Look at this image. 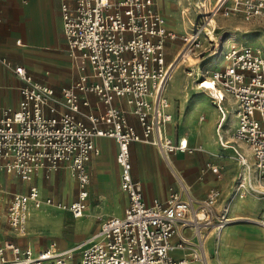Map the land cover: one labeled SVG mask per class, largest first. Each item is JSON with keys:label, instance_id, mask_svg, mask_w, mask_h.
Instances as JSON below:
<instances>
[{"label": "built area", "instance_id": "1", "mask_svg": "<svg viewBox=\"0 0 264 264\" xmlns=\"http://www.w3.org/2000/svg\"><path fill=\"white\" fill-rule=\"evenodd\" d=\"M60 11L77 78L58 96L22 66L12 67L0 58V64L23 83L17 107L0 106V214L17 236L26 233L30 206L55 207L75 219L84 215L90 181L86 165L98 154V138L114 142L120 188L128 204L122 216L101 220L88 239L66 251L58 250L54 242L34 250L5 240L0 243V264H207L204 240L210 233L218 238L230 222L226 208L215 211L219 190L211 188L196 201L182 198L181 188L170 190L163 200L146 203L141 184L131 175L132 143L153 146L167 165L172 154L196 151L185 138L173 141L165 131L172 120L165 96L172 66L166 61V45L175 41L176 34L167 29L157 1L60 0ZM210 12L213 17L237 15L251 21L264 18V0H215ZM203 33L180 35L182 48L176 58L198 49ZM223 57V67L197 76L194 91L208 97L218 112L216 137L223 148L226 144L219 132L227 119L225 105H234L236 127L231 136L246 145L249 156L233 149L243 167L233 196L264 200V53L230 45ZM90 95L96 97L95 108H90ZM129 115L135 117L139 132L128 122ZM63 167L78 188L77 199L70 204L42 198L35 185L24 193L1 185L6 177L30 184L38 173L48 180ZM208 169L218 173L216 166ZM184 229L191 230L192 238L183 234ZM175 250H183L184 255L174 259Z\"/></svg>", "mask_w": 264, "mask_h": 264}, {"label": "crops", "instance_id": "2", "mask_svg": "<svg viewBox=\"0 0 264 264\" xmlns=\"http://www.w3.org/2000/svg\"><path fill=\"white\" fill-rule=\"evenodd\" d=\"M0 58L7 60L12 67L22 66L34 81L53 88L57 96L61 88L70 86L76 80L77 72L69 59L67 44L63 36L60 0H0ZM22 85L23 83L11 71L0 64V106L16 108L19 101V88ZM166 98L170 105L169 112L172 115V120L165 126L166 134L173 141L185 138L187 144L190 147L196 148V151L186 154H172L169 156V164L167 165L157 149L153 146L143 143H132L129 147L131 175L134 180L141 184L144 201L150 203L154 199L163 200L167 198L170 190L177 191L181 188L185 190L181 194L182 198L189 197L197 201L202 200L209 189L216 188L219 190L220 187L222 190V194H220L223 198L221 200L219 199L220 204L218 207L220 208L218 209L217 206L214 208L216 213H219L223 208H226L228 211L229 207L222 206L226 198L225 194L227 189L225 186H227V180L223 179L218 181L214 179L215 174L208 167H219V162H209L208 157L203 153L202 149V143L206 144L207 147H212V145H210L209 141L203 140V137H200V139L193 138L191 140L185 131L181 132L177 128L173 101L167 96ZM89 100L91 102L90 108H95L96 97L90 95ZM97 107L103 109L102 106ZM195 108V111L200 108H208L213 114L208 127H205V132L208 130L210 132L213 131L217 142L216 125L219 118L218 112L210 105L202 106L200 104ZM201 117L204 118L203 116ZM128 122L137 132L140 131L135 117L129 115ZM222 126L224 128L223 124ZM219 134L220 136L222 134L221 137H223L224 129ZM226 142L225 140L223 141V143ZM95 145L98 149V154L92 155L86 165L90 178L87 186L88 196L84 212L86 216L84 217L83 215L81 218L73 219L75 221H82L92 214L94 217H98L97 221H95L96 218H93L81 233H77L78 231L76 232L73 229L70 240L62 239L60 243L56 240H51L48 244L42 245L33 238L37 234L60 235L63 230V221L67 218L66 213L70 214L69 212L43 205L41 207H44L42 213L49 214L55 218L53 226L48 231H41L31 229L26 223V233L22 236H17L9 230L1 212L0 243L10 239L20 246H29L34 250H41L47 248L54 242L58 250L66 251L80 245L88 239L98 229L101 220L112 216L120 217L123 215L128 204V198L127 194L120 188V169L115 161L114 142L109 138H98L95 140ZM230 149L234 153L233 149L236 150L237 148L233 146ZM67 173H69V176L72 177L76 185V194L74 199H72V195L64 201H59L63 204L74 202L77 199L78 192L77 184L73 176L69 171ZM59 174L60 170L53 173L48 180H45L38 173L30 184L20 182L13 177H6L1 185L7 191L21 193L26 192L28 186L35 185L39 189L42 198H50L43 196V188L37 182H49L52 179L54 182ZM66 177L68 178V176ZM12 186H15L13 190ZM233 198L235 202L229 210L232 212H235L236 209L241 210L237 204L244 198L238 199L235 196ZM87 200L89 201V205L87 204ZM262 223L264 224V221ZM183 234L185 236L191 235L192 238V233L189 229H184ZM226 234L228 233L225 232L224 236ZM80 237L82 238L79 239ZM210 237H213L214 242L215 237L213 233H210L203 242V250L207 264H213L210 257V247L213 243L208 244ZM73 238L75 240H72ZM176 241L177 237H174L172 242L176 243ZM171 255L174 259H179L184 255V251L175 250Z\"/></svg>", "mask_w": 264, "mask_h": 264}, {"label": "rangeland", "instance_id": "3", "mask_svg": "<svg viewBox=\"0 0 264 264\" xmlns=\"http://www.w3.org/2000/svg\"><path fill=\"white\" fill-rule=\"evenodd\" d=\"M156 1L158 9L165 17L167 28L176 34L175 41L166 45V61L172 63V65L177 64V66L170 71L171 77L165 88L166 96L173 101L176 126L181 132L185 131L191 140L203 137V140L209 141L212 145V147H207L206 144L202 143L203 153L208 157L209 162H219L218 173L215 174L214 179L218 181L227 180V186H225L227 189L226 198L222 206L231 209L230 207L235 202L232 196L233 184L237 173L243 171V167L231 151L232 149L220 147L219 143L216 142L213 131L208 130L205 132V127H208L213 114L208 108H200L195 111V107L200 104L211 106L208 103L209 98L194 91L197 82L195 71L200 69L201 73L209 74L212 70L223 67L225 64L223 56L227 52L229 38L232 39L231 45H246L258 48L264 53V18L245 21L237 15L228 18L220 15L213 17L210 15V11L215 4V0ZM205 19H212L213 24L208 29L212 30L213 28L212 32H214L216 41H211L210 37L201 34L198 49L188 54L187 61L183 62L181 58H176L182 48L180 35L190 34L198 28L201 29ZM215 25L217 28L214 31ZM225 108L227 109V119L223 123V141H227L226 143L229 146L236 147L243 156H248L240 143L235 142L231 136L236 126L235 107L228 102ZM67 171V168L63 167L54 182L53 179L49 182H37L43 188L42 194L44 197L53 198L58 202L64 201L72 195V199L75 198L76 185ZM14 188L15 186H12V190ZM219 192L222 194L220 187ZM222 198L221 196L220 200ZM220 200L215 205L218 209L220 208L218 207ZM87 204L89 205L88 200ZM237 206L241 210L236 209L235 212H232L228 209L227 214L230 222H228L226 228L222 229L221 235L215 238L214 242L213 237L208 239V244L213 243L210 247L211 262L213 264H264V226L262 225V221H264V200L258 196H247L238 202ZM43 208L29 207L28 227L48 231L53 226L55 218L49 214H43ZM66 214L67 218L63 221V230L60 235L37 234L33 239L42 245L48 244L51 240H56L58 243L62 239L70 240L73 229L76 232L78 231L77 233H81L89 222L96 218L90 214L87 218H84L86 216L84 215L82 221H75L70 214ZM97 218L95 221H97ZM256 220L262 224L255 223ZM225 232L228 233L226 235L229 238L226 235L224 236ZM227 239L229 240L227 241Z\"/></svg>", "mask_w": 264, "mask_h": 264}, {"label": "bare ground", "instance_id": "4", "mask_svg": "<svg viewBox=\"0 0 264 264\" xmlns=\"http://www.w3.org/2000/svg\"><path fill=\"white\" fill-rule=\"evenodd\" d=\"M203 3V2H202ZM211 18V17H210ZM213 24V21H212V19H210V20H207V19H205V22H204V24H203V27L201 28V29H197V32L198 31H204V33L202 34L203 36H208V37H210V39H211V41H216V37L214 36V32H212L213 31V28H212V30L211 29H208L211 25ZM213 27V26H212ZM216 28H217V26L215 25V28H214V31L216 30ZM231 38H229L228 39V41H227V46H230L231 45ZM180 55H181V53H180ZM187 54H183V56L181 55V61H183V62H185V61H187ZM177 66V64L175 65V64H173L172 66H171V70H173L175 67ZM196 73H197V76H199V75H201V71H200V69H198L197 71H195ZM173 76V75H172ZM170 75H169V78H168V80H170ZM205 85L207 86V87H209V82L208 81H206V83H205ZM166 88V87H165ZM239 143H241V142H239ZM226 144V146H227V148H233V146H229L228 145V143H225ZM244 144V143H243ZM245 145V144H244ZM240 146L241 147H243V149H244V151H245V153H247V155H248V153H249V151H248V149H246L245 148V146H243L242 144H240ZM237 150V149H236ZM237 151H239V150H237ZM239 153L241 154V152L239 151ZM235 154V153H234ZM244 158H245V156H243ZM83 216V215H82ZM82 216H80V217H78V218H81ZM240 219V218H239ZM255 223L257 222V223H260V221H258V220H256V221H254ZM260 224H262V223H260ZM263 226H264V224H262Z\"/></svg>", "mask_w": 264, "mask_h": 264}]
</instances>
